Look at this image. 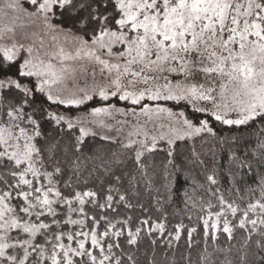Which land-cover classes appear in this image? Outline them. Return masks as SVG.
Wrapping results in <instances>:
<instances>
[{
  "label": "snow or ice",
  "instance_id": "6c2138e0",
  "mask_svg": "<svg viewBox=\"0 0 264 264\" xmlns=\"http://www.w3.org/2000/svg\"><path fill=\"white\" fill-rule=\"evenodd\" d=\"M0 264H264V0H0Z\"/></svg>",
  "mask_w": 264,
  "mask_h": 264
}]
</instances>
